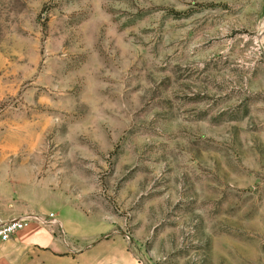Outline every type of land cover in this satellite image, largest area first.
I'll return each instance as SVG.
<instances>
[{"label":"rangeland","instance_id":"1","mask_svg":"<svg viewBox=\"0 0 264 264\" xmlns=\"http://www.w3.org/2000/svg\"><path fill=\"white\" fill-rule=\"evenodd\" d=\"M19 168L131 264H264V0H0Z\"/></svg>","mask_w":264,"mask_h":264},{"label":"crops","instance_id":"2","mask_svg":"<svg viewBox=\"0 0 264 264\" xmlns=\"http://www.w3.org/2000/svg\"><path fill=\"white\" fill-rule=\"evenodd\" d=\"M9 176V174H8ZM11 180V181H10ZM30 185V194L20 192V168L11 179L0 181V220L34 215L35 218L8 242L0 244V264H131L120 248L99 242L102 230L79 212L54 200L40 202L51 194ZM53 215L56 223L44 221ZM91 224V227H89Z\"/></svg>","mask_w":264,"mask_h":264},{"label":"built area","instance_id":"3","mask_svg":"<svg viewBox=\"0 0 264 264\" xmlns=\"http://www.w3.org/2000/svg\"><path fill=\"white\" fill-rule=\"evenodd\" d=\"M33 215H24L19 218L0 220V244L8 242L15 234L23 230L33 219ZM50 223H56V220L50 215Z\"/></svg>","mask_w":264,"mask_h":264}]
</instances>
